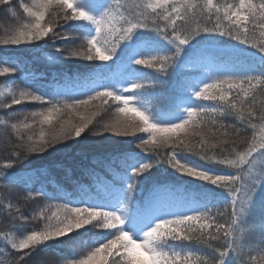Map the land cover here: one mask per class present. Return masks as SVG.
Instances as JSON below:
<instances>
[{"label": "snow or ice", "instance_id": "obj_1", "mask_svg": "<svg viewBox=\"0 0 264 264\" xmlns=\"http://www.w3.org/2000/svg\"><path fill=\"white\" fill-rule=\"evenodd\" d=\"M0 6L19 21L0 38V48L21 49L48 39L68 42L64 47L53 43L55 53L44 54L50 65L60 66L47 85L51 94L33 87L36 74L19 57L0 62L6 65L0 66V78L9 77L3 84L7 93L0 91V109L8 119L0 117V125L10 129L5 136L12 149L0 164V189L23 187L27 193L14 204L0 192V217L7 216L6 222L0 220V256L8 255V264H28L48 242L72 244L85 235L80 230L101 229L89 249L66 264H243L242 222L257 203L264 214V163L257 167L264 161V101L257 104L264 95V0H0ZM68 25L81 35H68ZM74 60L90 62L87 70H62ZM178 69L187 71L176 96L166 110L153 112L143 97L152 94L160 76ZM17 73L26 81L19 90ZM110 101L116 106L114 119L91 134L144 133L139 143L126 142L140 151L108 141L115 150L94 157L92 164L110 178L85 168L94 182L77 183L74 193H64L54 180L45 183L50 171L30 167L29 157L81 137L100 111H108ZM32 102L42 110L21 118L24 110L16 106ZM89 106L97 109L91 116L83 114ZM67 111L79 117L78 124L44 130ZM227 117L235 123H225ZM35 124L41 126L38 137L30 131ZM190 156L226 170L203 167ZM161 164L180 177L176 183L153 181L146 189L150 170ZM195 181L225 189L228 206L213 212L209 205L218 194L193 188ZM40 197L65 202L27 214V203ZM52 207L56 211L48 214ZM36 220H44V227L17 235L18 223Z\"/></svg>", "mask_w": 264, "mask_h": 264}, {"label": "trees", "instance_id": "obj_2", "mask_svg": "<svg viewBox=\"0 0 264 264\" xmlns=\"http://www.w3.org/2000/svg\"><path fill=\"white\" fill-rule=\"evenodd\" d=\"M12 2L13 4H16L17 0H12ZM219 2L231 3L235 2V0H219ZM17 11L20 12L18 8ZM18 26L19 21L11 16V13L6 10V6H0V38L4 37L7 33L11 32ZM57 31H59V29H57ZM64 31L67 32V34L70 36L81 35V32L74 29L71 25L65 26ZM53 43L56 47H64L66 44H68V42L64 40L57 39L53 42L48 39L47 41H39L36 45H23L21 46V49L11 48L5 50L3 48H0V62H2L3 60H10L19 57L24 62L27 70L36 74L33 87L40 86L44 92L51 94L54 90L47 85L52 82V72L59 71L60 66L54 67L50 65V63L46 60L44 54L47 53L51 55L55 53V47H53ZM228 43L232 44L235 42L228 41ZM38 45L45 46L42 48H38V50L35 52L30 51V49L37 48ZM89 63L90 62L87 61L74 60L63 65L62 70L69 72V74H72L74 72H84L87 70L85 66ZM0 66L6 65L0 63ZM136 67L141 68V70L147 73L149 76L159 75L155 72L154 68L144 69L142 68V66ZM257 68L259 70V65H257ZM186 71L187 70L184 69H178L174 74L159 77V82L157 83L155 88L150 90L152 94L145 95L143 97L144 102L150 104L153 112L163 111L169 107L172 99L177 94L179 84L184 79ZM8 79L9 77L0 78V87H2L4 81ZM15 79V87L17 88V90L23 89L26 81L21 79L20 73L16 74ZM37 94H39V92ZM261 101H264V95L258 96L257 104H259ZM197 103H199V101H197ZM16 107L24 110L21 118L25 114L33 111H40L43 108V106L38 104L37 102L19 105ZM115 107L116 106L110 101L109 105L105 106L108 111H100V114L94 117L93 124L90 125L84 133H82L81 137L75 138V140L67 141L65 143L56 144L54 148L49 149V153L51 154L44 153L39 157L30 156L29 160L32 161L30 167H43L48 169L51 175L49 177H46L44 182L46 183L48 179L58 182L62 186L64 193H74L77 187V183L91 185L94 182V176L91 173H85V168L94 169L95 173H97L98 175L104 178H110L108 173L102 166L92 164L93 158H101L107 153L115 150L113 146L108 143V141L120 142V148L135 149V151L139 152L140 150L136 148L135 144H128L126 142L136 140V142L139 143L140 141L138 138L141 136H146V134L144 133H138L137 137H117L110 132H105L103 136L92 135L91 133L93 130H100V128H102L104 124L109 123L114 119ZM80 111L83 113V109H81ZM95 111H97V109L89 106L88 111L83 114L91 116ZM0 117L8 119V117L5 116V110L0 109ZM224 122L227 124L235 123V121L231 117L224 118ZM78 123L79 117L75 115V113L67 111L63 115H61L58 120L53 121V126L51 128L49 126H44V130L46 132H49L53 129L58 130V128L63 124ZM40 130L41 126L39 124H35L33 129L30 131L32 134L38 137L40 134ZM6 131L10 133V129L6 130L3 125H0V164L4 162L5 158L8 156V153L12 151L5 136ZM250 134V130L248 132L242 133L243 136H248ZM196 139L198 138L194 137L193 141H195ZM76 140L80 141V143H76ZM102 144H104V147H100V145ZM68 145H71V147H68ZM243 147L244 145L241 144L240 148L242 149ZM177 151H179V149ZM211 151L219 153V149ZM189 159L198 161L203 167L214 168V170L217 171L226 170L222 169L220 166H214L204 161H199V158L195 156H190ZM262 163H264V161H258L257 167L259 168ZM69 169H71L70 174ZM150 171L152 173V179L149 180L145 185L146 189L148 187H151L153 181L176 183L177 177H180L179 173H176L174 169H171L164 164L158 165ZM181 179L190 180L191 178L181 177ZM192 187L197 190H215L218 196L209 205L213 212H216L217 210L223 211V209L228 206L230 197H228L225 189H217L215 188V186L202 181H195ZM0 192H2L4 196L8 197L14 204L17 202V198H22L23 196L27 195L23 187H16L6 190L0 189ZM64 202L65 201L63 199L45 200L40 197L38 198V202H28L25 211L29 215H38L40 209H43L48 205H59ZM54 211H56V208L52 207L48 214ZM0 220H4L6 222L7 216L5 215L0 217ZM44 224V220L31 221L30 223L25 225H21L18 223L15 226L14 230L19 236L23 233L28 232L32 228H43ZM262 225H264V214H262L261 212V205L257 203V207L254 213H252L249 217L246 218L245 221L242 222V226L245 228L247 236L246 246L242 257L243 264H264V227H262ZM88 228H91V226H88ZM80 231L84 232L85 235L77 237V240L72 244H63L58 241L48 242L46 246H42L43 250L34 253L33 256L29 258L28 264H66V262L71 259L76 253L86 252L91 244L96 240V234L104 230L93 229L92 232H88L87 229H82ZM72 235L76 236L77 234L73 233ZM64 239L67 240V237H65ZM207 251L208 250L206 249L203 250L204 254H207ZM13 255H15V253H13ZM9 259L10 257L8 255L0 256V260L4 261V264H8ZM234 264H239V261H234Z\"/></svg>", "mask_w": 264, "mask_h": 264}, {"label": "rangeland", "instance_id": "obj_3", "mask_svg": "<svg viewBox=\"0 0 264 264\" xmlns=\"http://www.w3.org/2000/svg\"><path fill=\"white\" fill-rule=\"evenodd\" d=\"M0 91H4L5 93H7L8 89L5 88L4 86L0 87Z\"/></svg>", "mask_w": 264, "mask_h": 264}]
</instances>
